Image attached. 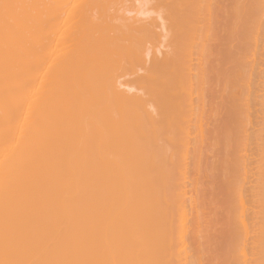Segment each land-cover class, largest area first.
<instances>
[{
	"label": "bare ground",
	"instance_id": "obj_1",
	"mask_svg": "<svg viewBox=\"0 0 264 264\" xmlns=\"http://www.w3.org/2000/svg\"><path fill=\"white\" fill-rule=\"evenodd\" d=\"M215 260L264 264V0H0V264Z\"/></svg>",
	"mask_w": 264,
	"mask_h": 264
},
{
	"label": "rangeland",
	"instance_id": "obj_2",
	"mask_svg": "<svg viewBox=\"0 0 264 264\" xmlns=\"http://www.w3.org/2000/svg\"><path fill=\"white\" fill-rule=\"evenodd\" d=\"M245 41H246V40H245ZM239 51H240V50H239ZM243 51H244V50H243ZM237 52H238V50H237ZM234 55H235V54H234ZM245 55L247 56L246 53H245ZM243 56H244V54H243ZM248 56H249V55H248ZM241 57H242V54L240 55V62H241V66H242V67H240V68H242V70H243L244 67H243L242 63L244 64L245 60H244V62H242V61H241V60H242ZM249 57H253V56L250 55ZM249 57H247V58H245V59L248 60L249 62H251V59H250V60L248 59ZM237 58H239V54H238V57H237V54H236V59L233 60V61H234V64H232V62L229 63V61H228L227 64H228L229 66L226 64V69H228V68H227V66H228L229 69L233 70V69L230 68V67H233V65L236 66V65L238 64V61H239V60H238ZM242 58H244V57H242ZM252 59H253V58H252ZM236 60H237V63H236V65H235V61H236ZM248 61H247L245 64H247V63L250 64ZM240 62H239V64H238V66L240 65ZM213 63H214V61L212 62V64H213ZM213 65H214V64H213ZM214 66H215V65H214ZM214 66H211V69H212V67H214ZM249 66H250V65H248L247 67L249 68ZM223 67H224V65H222V70H223ZM255 67H256V66H255ZM240 68L238 67L237 69L239 70ZM257 68H258V66L256 67V69H257ZM208 69H209V68H208ZM211 69H210V70H211ZM226 69H225V72L227 73ZM237 69H236V71L234 70V73L236 74L237 77H239V78H238V81H239L238 84H239V85H238L237 82H236V81H237V80H236V77H234V79H233L232 76L230 75V77H231V79H230V78H229V75H227V79H226V76H224V78H225L226 80H228V78H229V81L231 80L229 84H230V87H231V85H232V87H233V90H232V91L235 90V88H234V85H235V84L233 85V83H234V81H235V83H236V86H235L236 89H237V87H239V86H241V85H242L241 87H243V84H244V88H246V90H244V94H245V91H247L248 88H249L248 91L251 92L250 87H249V81H251V78L253 79V77H254V74H255V73H253L252 71H253V70L255 71V68H252V67H251V69L249 68L248 70H249L250 73L248 72V70H247V72H246V70H245V71H244V70H243V71L241 70L242 73H243V72H246V73H244V74H245V77L248 76V82H247V79H246V83L248 84L247 86H245L246 83H244V82H245V80H244V78H243V75H244V74L241 73V75H239V74H240V71H237ZM213 70H214L213 72H212V71H210V72H211V73H214V74L216 75V73H215V69H214V68H213ZM218 70H220L219 72H220L221 75H223V74L225 73V72H224V73H221V69H220V68H218ZM250 70H252V71H250ZM256 71H259V69H257ZM216 72H217V71H216ZM230 72H231V71L229 70V73H228V74H231ZM236 72H237V73L239 72V73L237 74ZM211 73H210V74H211ZM232 73H233V72H232ZM247 73H248V74H247ZM251 73H253V75H251ZM257 73H258V72H257ZM257 73H256V74H257ZM218 74H219V73H218ZM218 74H217V75H218ZM220 74H219V76L221 77ZM249 74L252 76L251 78H250V75H249ZM210 76H211V75H210ZM233 76H234V74H233ZM241 76H242V77H241ZM207 77H208V74H207ZM255 77H256V78H254V80L252 81V83H253V82L255 83V81H257V76H255ZM211 78L213 79V78H215V76H214V77L211 76ZM211 78H210V79H211ZM221 78H222V77H221ZM242 78H243V79H242ZM207 79H208V78H207ZM215 79H216V81H217V79H219V78L216 77ZM225 79L222 78L223 83H226V84H224V86H225V88L228 90V89H229V84H228V86L226 87L227 82H225ZM232 79H233L234 81H232ZM208 80H209V79H208ZM209 81H210V80H209ZM216 81H215V83H216ZM220 81H221V80H220ZM241 81H242V82H241ZM231 82H232V83H231ZM223 83H222V84H223ZM212 84H213V81H212ZM217 84H218V86H219L221 83H218V82H217ZM255 84H256V83H255ZM215 85H216V84H215ZM207 86H208V85H207ZM220 86H221V85H220ZM220 86H219V87H220ZM251 86H252V95H251V96L253 97V96H255V94H253V91L255 92L256 88H255V86H253V84H251ZM213 87H214V86H213ZM213 87H212V85H211V90H208V92H206V93H208V94L205 95V98H208V97H209L208 100H210V105H213V99H214L215 97H214V95H213L212 98H211V95L209 96V91H210V92H213L214 94L216 93V94H215L216 97H217V96H220V97H217V98L214 99V103H216V102H217V99H218V98H221V96H222V94H221V95H217V94L219 93V92L217 91V89L219 90V88L216 87V88H217V89H216L217 92H216V91L214 92L213 89H212ZM214 88H215V87H214ZM222 88H223V85H222ZM239 88H240V87H239ZM220 89H221V87H220ZM222 90H223L222 93L225 92V91H224L225 89H222ZM219 91H220V90H219ZM238 91H239V90H238ZM238 91L236 90L235 92H231V90H230V95H229V93H226V94L224 95V97L222 96L223 98H225L226 95H227V97L229 96L228 99H227V98L224 99V100H227V101H226L227 104H224V106H222V107H221V105H222V103H221V99L218 100V103H217L218 105H216V106H217L218 108L220 107V109H219L220 111L218 110L217 107L214 108V105H213V107H211L212 109L214 108V110H218V111H216V114L212 117V120H211V121L209 120V119L211 118V116L208 117L209 119L207 120V122H208V126H207V127H209V130H210L212 127L214 128V126H215V125H214V122H215V124H216L217 121H219V120L222 121V118H221V117H218V118H217L216 115H219V114H220V116L223 117V113H224V112H223V110H224L223 107H225V105H227V107H225V108H226L225 115L228 116V117H229V115H230L229 110L231 109V107L235 106V104H236V106H235L236 108H237L238 105H239V106H238L239 109H240V108H243V107L246 108V106H244V104H245V100L243 99V97H242L243 101H238L239 99H241V96H242V94H243V93H242L243 89H242L241 92L239 91L240 94H239V93L237 94ZM232 93H233V95H232ZM235 93H236V94H235ZM244 94H243V95H244ZM256 94H257V93H256ZM236 96H237V97H236ZM244 96H245V99H246V95H244ZM256 96H257V95H256ZM256 96H255V97H256ZM230 97L233 98L234 102H235V100H236V101L238 102V104H237V102H235V104L233 105V104H232V103H233V100H231ZM234 97H235V99H234ZM252 97H251V100H253ZM223 98H222V99H223ZM236 98H237V99H236ZM229 99L231 100V102H230ZM257 99H258V96H257ZM215 100H216V101H215ZM251 100H250V98L248 99V101H250L249 105L251 104ZM258 100L260 101V97H259ZM258 100H257V102H252V103H253V106H252L253 108H254V107L256 108V106H258L257 104H260V103H258ZM206 101H207V99H206ZM219 101H220V102H219ZM222 101H223V100H222ZM254 101H256V99H254ZM260 102H261V101H260ZM219 103H220V105H219ZM228 103H229L230 105H229ZM207 104H208V103H207ZM231 104H232V106H231ZM228 105H229V106H228ZM251 105H252V104H251ZM209 107H210V106H209ZM228 107H230V108L228 109V113H229V114L227 115V108H228ZM235 107H233V109H234ZM249 107H250V109H251V111H252L251 106H249ZM207 108H208V107H207ZM236 108H235V109H236ZM238 108H237V109H238ZM233 109H232V111H233ZM258 109H260V105L258 106ZM258 109H256L257 112H258ZM254 110H255V109H254ZM254 110H253V111H254ZM221 111H222V112H221ZM235 111H237V110H234L233 112H235ZM217 113H218V114H217ZM251 114H252V112H251ZM225 115H224V116H225ZM253 115L256 116V112H255V114H253ZM259 115H260V114H259ZM214 117L217 118V121H215L216 119H215ZM257 117H258V116H257ZM213 119H214V121H213ZM257 120L259 121V117H258V119L254 120V122L256 123ZM254 125H255V124H254ZM254 125H251V130L253 129V130L255 131V130L259 129V125H258V124H257V126L255 125V127H254ZM227 126H228V127H227L228 130L234 128L233 132H232L231 130H229L230 134H229L228 136H229V138H230V135H234V134H231V133H234V131L237 132L236 129H238V128L235 129V127H233V125L230 124V123H229V124L227 123ZM229 127H230V128H229ZM256 128H257V129H256ZM211 131H212V129L209 131V134L211 133ZM226 131H227V129H226ZM226 131H224V133H225ZM213 132H215V131H214V130L212 131V134H210L211 137L213 136ZM229 132H228V133H229ZM236 132H235V134H236ZM228 133H227V134H228ZM203 134H204V133H203ZM222 134H223V133H222V131H221V132L218 133V136H219V135H222ZM225 135H226V133H225ZM206 136H208V133H206ZM218 136H217V134H216L215 137H218ZM223 136H224V134H223ZM204 137H205V136H204ZM211 137H210V138H211ZM206 138H207V137H206ZM206 138H205V139H206ZM210 138H209V139H210ZM221 138H222V136H220L219 139H221ZM205 139H204V140H205ZM209 139H208V140H209ZM211 139H212V138H211ZM211 139H210L209 141H211ZM214 139H215V138H214ZM219 139H217V140H219ZM208 140H207V139L205 140L206 143L208 142ZM231 141L233 142V140H232V139L230 140V144H231ZM219 143H220V141H219ZM230 144H229V147H230ZM232 144H233V143H232ZM234 144H235V142H234ZM234 144L231 146V148L234 146ZM206 145H207V144H206ZM206 145H202V147L205 148ZM208 145H210V144L208 143ZM216 145H217V147H216ZM219 145L221 146V144H215V148H216V149L218 148L217 150H216L215 148H214V150L211 149V151L213 150V156H215V161H218V160H217L218 157L221 158V154H222L221 152H223V151H221V149H220L221 147H219ZM213 147H214V146H213ZM227 148H228V147H227ZM233 148H234V147H233ZM202 149H203V148H202ZM207 149L209 150L208 146L206 147V150H207ZM208 150L205 151V149H204V151H205L206 153H208ZM215 150H216V151H215ZM218 150H220L221 152L218 154L219 156H218L217 159H216V154H215V153L218 152ZM228 150H229V148H228ZM210 153H211V152H210ZM210 153H209V154H210ZM231 153H232V152H231ZM204 154H205V153H203L202 155H204ZM229 154H230V152H229ZM210 155H212V154H210ZM210 155H209V157H210ZM204 156H206V154H205ZM202 158L204 159L205 157L201 156V160H203ZM220 158H219V159H220ZM230 158H232V157H229L228 159H230ZM205 159H206V160H205ZM205 159L203 160L204 165L206 164L205 162L210 163L209 161H207V156H206ZM213 159H214V158H213ZM213 159H212V160H213ZM209 160H211V157L209 158ZM232 160H233V158H232ZM213 161H214V160H213ZM215 161H214V162H215ZM219 161H220V160H219ZM214 162H213V163H214ZM229 162H230V161H229ZM199 163L201 164L200 167H203V166H204V165L202 166L201 161H200ZM232 163H233V162H232ZM214 164H215V163H214ZM216 164H218V162H217ZM216 164H215V165H216ZM207 165H208V164H206V166H204V167H206V168L204 169L205 171H206V169H207ZM215 165H213V166H215ZM210 167H211V166H209V169H207V171L210 170ZM192 168H193V167H192ZM202 169H203V168H201V171L205 174V171H203ZM202 172H201V173H202ZM206 174H207V172H206ZM206 174H205V175H206ZM209 175H210V172L208 171V175H206V176L209 177ZM198 176H199V179H200V177H201L200 175H197V176H195V177L198 178ZM203 176H204V175H203ZM208 181L211 182V178H209ZM208 181H207V182H208ZM208 185H209V183H208ZM192 187H193V186H192ZM192 187H191V186L189 187V188H190L189 190H190V192H191V193L188 194L189 196H190L191 194H193V196H194V194H195V193H193V192H194V187H193V190L191 189ZM195 192H196V191H195ZM195 196L197 197V193H196ZM198 197H199V196H198ZM194 199H196V198L194 197ZM212 206H214V205H212ZM219 212H221V211H218L217 213L219 214ZM221 215H222V212H221V214H220L219 216L216 214V217H217V216H218V217H221ZM214 216H215V215H214ZM216 217H215V218H216ZM216 238H217V237L215 236V239H214V240H216ZM196 239H197V238H196ZM214 240H213V241H214ZM194 241H195V238H194ZM196 241H197V242H195V243L198 244V240H196ZM213 241H212V242H213ZM215 242H216V241H215ZM189 243H190V245H192V239H191V241H189ZM189 243H188V245H189ZM195 243H194V244H195ZM197 244H196V245H193L194 248H192V250H193V249H194V250L196 249ZM198 246H199V245H198ZM213 246H214V243H213ZM198 248H199V247H197V249H198ZM199 249H200V248H199ZM199 249H198V250H199ZM195 251H196V250H195ZM196 252H197V251H196ZM198 263H199V262H198ZM216 263H217V261L215 260V263H214V264H216Z\"/></svg>",
	"mask_w": 264,
	"mask_h": 264
}]
</instances>
